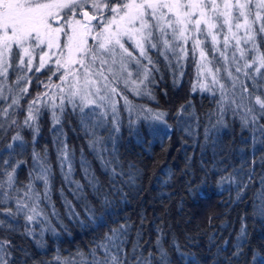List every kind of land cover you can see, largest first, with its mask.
<instances>
[{
	"label": "trees",
	"instance_id": "obj_1",
	"mask_svg": "<svg viewBox=\"0 0 264 264\" xmlns=\"http://www.w3.org/2000/svg\"><path fill=\"white\" fill-rule=\"evenodd\" d=\"M187 49L179 86L164 69L161 55L152 52L163 69L162 76L157 71L153 73L156 83L148 86L151 96L140 99L131 96L132 100L164 112V121L169 127L147 121L140 115L138 120V114L133 109L126 110L121 101L118 132L110 129L104 116L90 112L86 120L78 108L74 110L69 105L58 116L61 126L55 132L51 130L54 120L47 108L39 112L36 122L39 133L34 128L23 131L27 149L24 163L14 175L13 187L22 188L28 183L29 173L35 175L37 166L32 155L34 151L41 153L51 165L47 196L45 187L33 180L34 188L40 192V201L52 199L60 213L59 217L50 218L48 224L38 222L40 228L46 226L44 231L37 225L35 230L31 228L25 212L18 213L15 220L0 214V219L14 224V230L0 226V239L12 242L10 264H85V258L77 253H87L90 258L92 245L103 233L125 222L131 225L123 245L130 264L136 256L149 264H257L264 257V214L260 212L264 206V184L261 183L264 134L255 125L245 126V107L237 106L243 100L244 106L259 109L255 97L264 100V91H253L257 83L251 80L235 88L228 84L223 94L205 91L196 80L192 45L188 44ZM39 75L44 77L47 73ZM256 81L263 82L264 78ZM188 101L190 106L186 104ZM182 104L186 107L178 116ZM136 120L133 127L153 124L159 129L150 137L151 143H145L130 130L129 121ZM82 122L88 123L89 132L94 130L100 139L94 148L89 146L91 135L85 134ZM0 124L4 126L0 129L1 147L5 139L11 140L14 132L4 122ZM58 140L72 150V177L85 185L83 195L63 178L64 170L57 159ZM82 165L95 175L101 192L97 193L85 179ZM2 173L0 185L4 187ZM248 174L253 175L254 181L238 199L239 185L247 180ZM7 191L0 189V208L15 211L16 198L24 197V193L14 194L15 200H9L4 195L9 194ZM30 195L34 196L33 192ZM105 195L110 201L107 206L102 204ZM68 201L80 214V220L86 219L84 210L90 204L97 216L104 214L106 226L95 230L91 226L85 228L69 214ZM26 228L32 230V235L25 234ZM237 246L242 249L238 256L233 255ZM254 253L256 261L252 260Z\"/></svg>",
	"mask_w": 264,
	"mask_h": 264
},
{
	"label": "snow or ice",
	"instance_id": "obj_2",
	"mask_svg": "<svg viewBox=\"0 0 264 264\" xmlns=\"http://www.w3.org/2000/svg\"><path fill=\"white\" fill-rule=\"evenodd\" d=\"M89 2H91V7L100 13V17L90 14L87 10L77 12V9H85V5ZM253 3L256 9L254 13L252 11ZM101 9L108 12L106 17L103 16ZM77 15L82 16V19H77ZM94 20L97 21L96 27L100 29L93 37L98 41V46L89 47L86 37L92 35L93 26L91 22ZM256 22H260L258 30L254 28ZM241 28L245 30L244 37L238 35ZM225 29H227L226 32H224ZM233 29L236 31H233ZM169 30H171L172 38L181 41L182 44H186L189 39H192L193 51L199 48V56L203 61L207 53L202 47L204 41L199 38L201 33L206 37H210L213 50L219 42L218 37L221 33H223V46L225 49L229 47L230 41L234 40L235 44L233 46L239 49L242 40L255 42L254 32L258 31V33L264 34V0H255V2L254 0H0V76L8 75V70L13 66V61H18L19 66L31 65L37 48H41L40 67H44L49 52H44L41 46H46L49 51L52 49L61 50V56L64 55L63 49H67V57L63 62L61 59H57L56 64L58 67L80 65L83 69L85 88L93 87L95 96L99 101L110 100L111 94L120 91L114 86V82L121 79V74H126L123 78V83L126 86L129 83L137 85L133 90L139 95L137 80L139 84H145L146 81L148 84L156 83L153 73L159 69L155 67L151 50L159 49L161 42L165 49L171 47V42L167 38ZM189 33L193 35L190 37ZM61 36L65 37L63 42ZM125 37L127 41L131 42L130 44L126 43ZM180 51L184 52L182 46ZM51 54L55 55L56 53L52 52ZM76 54H80L79 58ZM243 54V51H241V55ZM220 56L224 57L225 52L221 51ZM165 59H167V56H165ZM143 61H146V63ZM255 62H258L260 67L264 68V53H260ZM116 64H119L118 71L113 68V65ZM149 65H153V67L149 68ZM245 67H249V65L245 64ZM130 68L137 69V80H131L133 73L129 70ZM141 68L143 69L142 73L139 71ZM205 68V64L200 66L201 71ZM208 71L211 72L210 69ZM236 71L239 72L240 68H237ZM256 71L259 72L260 68H257ZM106 73L111 74V79ZM68 75H73L74 81L79 82L80 74L78 70L75 73H65L61 79H66ZM93 77L96 79H93ZM262 77H264V74H262ZM18 79L22 78L18 77ZM101 81H103L102 86H100ZM217 82L216 76L213 74V83ZM174 83L179 86L178 81H174ZM71 87L75 90L70 92L68 99L74 110L77 105L73 98L76 96L80 97L79 111L81 113H84V108L88 105H97V99L91 98L93 93L85 91L81 94L80 89L76 88L75 84ZM220 87L224 89L225 86L221 84ZM256 89L264 91V83H257L253 87V91ZM244 90L248 91L247 87ZM21 91L27 92V89L22 88ZM147 94L151 96V92ZM0 95H2V89H0ZM249 95L251 96V93ZM5 99L7 98L5 97ZM124 99L127 102V96H124ZM38 100L39 95L28 105L27 115L24 119V124L34 128L36 133L40 131L39 126H33L30 121L38 119L39 109L33 107ZM255 102L260 105L259 109L254 106H244L243 100L237 106L245 107V126L255 125L264 134V123H259V121L264 120V100H261L260 96H256ZM190 103V101L186 102L187 106H190ZM18 104L19 98H13L8 107L11 108L13 105ZM98 106L104 107L103 104ZM60 107L63 111V103ZM185 107V104L180 105L177 112L178 116ZM2 111L4 115H8L7 108ZM112 111L113 113L116 112L115 102H113ZM147 111L152 113L151 109ZM164 115L165 113L162 112L153 113L151 117L146 116L145 120L151 119L154 122H162L165 127H169L163 119ZM113 120H115V115H113ZM10 124L17 125V121L10 118ZM136 124V121H129L130 130L134 131V134L145 143H151L150 137L159 132V129L153 124H139L133 127ZM57 126H61L59 118L55 120L51 130L55 132ZM82 127L86 135H91L88 143L90 147L94 148L96 144L100 143V139L96 137L94 130L91 133L89 132L88 123L82 122ZM0 129H4L2 124H0ZM115 131H120L118 124ZM12 141H23L19 131L12 136ZM57 143L59 145L57 159L61 169L64 170L63 178L73 185L76 192L83 195L85 185L72 177L74 171L72 150L63 141L58 140ZM4 148L5 150H14L12 143L5 144ZM32 160L37 167L34 169L35 175H33V172L29 173L26 188L28 191L33 192L35 197H39L40 192L34 189L33 180H42L45 184L46 191L44 195L46 197L51 177V165L46 156L35 151ZM2 163L12 169L7 172V182L11 187L15 183L16 166L7 159L3 160ZM18 163L22 164L24 162L20 161ZM252 163L255 164V161ZM82 167L88 183L95 187L97 193L101 192V187L98 186L95 175L90 174L87 167L83 165ZM112 172L116 174L115 168L112 169ZM253 181V175L248 174L247 180L239 185L238 199ZM261 183L264 184V176L261 177ZM4 195L7 196L8 194L4 193ZM27 195L28 192H25L24 196ZM109 203L110 201L105 195L102 204L107 206ZM67 205L70 209L69 214L85 228L91 226L95 230L96 227L106 226L107 222L104 219V214L97 216L90 204L85 207L86 219L84 220L79 219L80 214L74 210L71 201H68ZM25 209L33 213L25 216L28 222L35 220L36 215H39L34 206L30 207L24 202V197L16 198L15 211L12 208H0V214L15 220L17 214L24 212ZM260 212L264 214V206L260 208ZM0 226L8 230H14V224L7 219H0ZM130 227L131 225L127 222L118 224L116 227H109L100 240L92 245L90 258H87V253L78 252L77 255L85 258V264H130L129 254L123 246L124 238ZM25 234L32 235V230L26 228ZM244 234L245 229L242 227L241 236ZM157 242H159V238ZM11 247V240L0 239V264H10ZM132 251H136L135 245ZM241 251L240 246H237V250L233 255L238 256ZM256 258L257 254L254 253L252 260L256 261ZM131 264H149V262H146L140 256H136ZM257 264H264V257H261Z\"/></svg>",
	"mask_w": 264,
	"mask_h": 264
},
{
	"label": "rangeland",
	"instance_id": "obj_3",
	"mask_svg": "<svg viewBox=\"0 0 264 264\" xmlns=\"http://www.w3.org/2000/svg\"><path fill=\"white\" fill-rule=\"evenodd\" d=\"M255 2V0H254ZM83 10L89 11L90 14H95L98 17H100V13L96 12L95 9L91 7V2L85 5V9H77V12L80 13ZM253 13L256 11L253 3L252 8ZM101 12L103 13V16H107L108 12L106 10L101 9ZM77 19H82V16L77 15ZM251 18V17H250ZM93 26L92 35L86 37L87 39V45L89 47H95L98 46V41L95 40L93 37L96 36V33L100 30L99 27H96L97 21L91 22ZM260 26V22H256L254 25V28L258 30ZM227 29L224 30L226 32ZM233 31H236L233 29ZM245 30L241 28L238 32V35L241 37H244ZM158 35V33H157ZM190 37L193 35L192 33L188 34ZM253 35L255 36V42L251 40H242L240 48L237 49L233 45L235 44V41H230L229 47L227 49L223 46V33L220 34L218 37V43L215 45V50H213V45L211 42L210 37H206L203 33L199 34V38L204 41L202 47L204 48L205 52L207 53L205 60H201L199 56L200 49L197 48L195 51H192L195 53V66H196V80L198 81V85L204 89L205 91H219L221 94L224 93V91L227 90L228 84L235 88L238 84H247L250 82L249 80L255 82V83H264L256 81L257 78L262 77V74H264V68H261L258 62H255L257 60V57L260 53H264V34H260L257 32H254ZM171 42V47L165 49L163 47V44L161 42L159 49H152L151 55L153 57V61L155 64V67L159 69L158 76H162V67L157 62L156 57L153 55L152 52L158 53L161 55L162 62L164 64V69H166L171 77V79L179 80V78L182 76L181 73H184L186 62H187V45H192L193 41L192 39H189L186 44H182L181 41L175 40L171 36V30L168 32L167 37ZM65 37L61 36V41ZM124 40L126 43H131L130 41H127V38L125 37ZM181 46L184 48V52L180 51ZM44 52H49V57L46 58L44 67H40V55H41V48L35 49L34 56L32 58V64L31 65H23L19 66L18 61H13V66L9 68L8 75L7 76H0V89H2V95H0V123L4 122L6 124V127L10 129L13 133V136L16 134L17 131H19L20 135L23 137V141H12L11 140H4L2 146L0 147V174L3 172V177L5 179L4 181V187L0 185L1 192H5V189L8 190V199L9 200H15L14 194L18 195L20 192H28L29 196H24V201L26 204H28L30 207L34 206L36 208V212L39 213V215H36L35 220L28 222L31 225V228L34 229V225H37L38 228L41 231H44L46 229V226L43 228H40L38 222H42L43 224H48L50 218L57 216L59 217L60 210L59 208L54 204L53 200L50 199L47 202L40 201L39 197L31 196V191H28V189L25 186H22V188H14L13 185L10 187L7 182V172H10L12 169L8 165H4L2 163L3 160L7 159L12 162L16 166V172L20 165V161L24 160L25 152H26V141L24 140L23 131L30 130L33 131V128L28 127V125L24 124V119L27 115V108L28 105L35 100L39 95V100L36 104L33 105L34 109H39V112L43 108H47L51 111V116H53V120L58 118V116H61V103H63L64 107L66 105H69L72 107V104L69 103V94L71 91H74L75 89L71 86L73 84L76 85V88L80 89L81 94H83L85 91L93 93V96L91 98L97 99V105H88L84 108V113L80 114L85 115L84 118L87 120L88 113H97L101 116H104L103 118L108 121V124L111 125L110 129L114 130L117 126V124L120 126V119L117 118V115H119L118 112V104L122 101L124 105L126 106V110H129L130 112L132 109L135 111L138 116H142L144 119L145 117H151L153 113L162 112L140 100V97H148L147 93L149 92V84L147 81L145 84H139L137 80V69L130 68L129 70L132 71L133 75L131 77V80H137L138 84V90L139 95L136 91L133 89L137 87V85H133L129 83L127 86L123 83V78L126 74H121V79L117 82H114V86L117 87L120 91L116 94H111L110 100H105L103 102L99 101V99L95 96V89L91 86L85 88L84 80H83V69L80 67V65H70L68 67H58L56 64L57 59L63 60L67 57V49H63L64 55H60V51L58 49H52L49 51L46 46H41ZM225 52V56H220V52ZM241 51H243V55H241ZM55 52V55H52L51 53ZM163 53V54H161ZM77 58H79L80 54H76ZM165 56H167V59H165ZM119 59V57H117ZM27 60V58H25ZM146 63V61H143ZM98 63V62H97ZM202 64L206 65L205 70L201 71L200 66ZM245 64H248L249 67H245ZM153 65H149V68H152ZM114 70H119V64L113 65ZM240 68V71L237 72L236 69ZM260 68V71L257 72L256 69ZM39 69V70H37ZM208 69L211 70V72L208 71ZM79 71L80 74V80L77 83L73 79V75H68L66 79H61L65 75V73H75L76 71ZM139 71L142 73L143 69H139ZM40 72H45L47 75L42 77L39 75ZM12 73V75H11ZM231 73V75H229ZM213 74L216 76L217 83H213ZM106 75H109V78L111 79V74L106 73ZM18 77H21L22 79H18ZM264 78V77H262ZM93 79H96L93 77ZM148 84V85H147ZM223 84L225 87L224 89H221L220 85ZM103 85V81H101V85ZM26 88L27 92H22L21 89ZM103 94V92H101ZM124 96H127V102L124 99ZM131 96H134L137 98L136 100H132ZM5 97L7 99H5ZM13 98H19V104L13 105L11 108L8 107V105L11 103V100ZM75 101V104L77 105L76 108L79 110L80 106V97L76 96L73 98ZM151 99V97L149 98ZM113 102H115V109L116 112L113 113L112 107ZM103 104L104 107H99L98 105ZM8 109V115L3 114V109ZM151 109L152 113H149L147 110ZM87 110L88 112H86ZM164 113V112H162ZM55 114V115H54ZM108 115H112L108 116ZM113 115H115V120H113ZM95 116V114H94ZM140 116L137 117L138 120L140 119ZM110 117V118H109ZM10 118L17 121V125H11L10 124ZM83 118V120H84ZM164 119V117H163ZM147 121H150L152 123H161L162 122H154L151 119H148ZM36 121H30L33 126H36ZM136 122H138L136 120ZM7 143L13 144L14 150H5L4 145ZM28 143V142H27ZM22 145V146H21ZM14 174V175H15ZM3 179V180H4ZM2 181V177L0 175V184ZM34 182L39 185L45 187L44 181L42 180H34ZM33 186L35 187V184L33 183ZM41 188V191H44V188ZM5 188V189H4ZM36 190V188H34ZM37 191V190H36ZM66 197L62 196V201L64 202ZM32 202V203H31ZM31 203V204H30ZM24 211L26 215H31L33 213L29 212L27 209ZM38 220V221H37ZM35 223V224H34ZM35 230V229H34Z\"/></svg>",
	"mask_w": 264,
	"mask_h": 264
}]
</instances>
